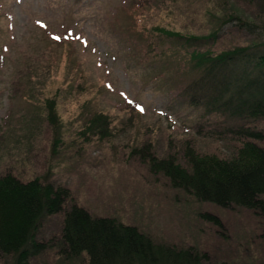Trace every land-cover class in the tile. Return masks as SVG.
Listing matches in <instances>:
<instances>
[{"label": "rangeland", "instance_id": "1", "mask_svg": "<svg viewBox=\"0 0 264 264\" xmlns=\"http://www.w3.org/2000/svg\"><path fill=\"white\" fill-rule=\"evenodd\" d=\"M262 3L0 0V178H38L65 188L66 206L135 227L156 245L205 256L203 264H264V219L197 201L149 165L150 156L172 158L188 169L189 147L230 158L252 141L231 130L264 133V120L248 124L187 107L181 93L192 78L191 50L156 31L215 34L208 47L216 54L252 46L261 40ZM47 102L54 104L56 125ZM95 114L107 118V138L86 129ZM61 219L42 223L37 238L52 248L31 264L85 263V256L67 261L54 249Z\"/></svg>", "mask_w": 264, "mask_h": 264}, {"label": "trees", "instance_id": "2", "mask_svg": "<svg viewBox=\"0 0 264 264\" xmlns=\"http://www.w3.org/2000/svg\"><path fill=\"white\" fill-rule=\"evenodd\" d=\"M264 6V0H261ZM248 26L250 31L254 27ZM258 29V28H256ZM261 40L252 46L235 47L213 53L207 37L183 36L156 29L177 40L180 48L190 49L189 71L181 96L187 107L202 108L204 115L214 114L255 123L264 120V22ZM48 119L56 125L54 104L47 102ZM135 107V106H134ZM89 132L107 138L109 123L95 114L88 122ZM234 135L251 138L241 143L230 158L186 152L189 168H182L172 158L157 162L149 157L153 172H161L175 189L197 201L221 208L240 207L264 219V133L240 127ZM257 141V142H256ZM70 192L35 178L26 182L5 174L0 178V261L6 264H31L48 249L50 243L37 238L42 223L62 215L61 229L54 249L67 260L85 256L84 264H203L205 256L189 250L156 245L135 227L109 218H94L83 208L72 205ZM67 207V208H66ZM205 220L220 226L218 218L204 215Z\"/></svg>", "mask_w": 264, "mask_h": 264}]
</instances>
